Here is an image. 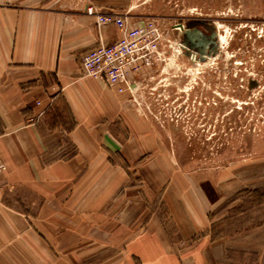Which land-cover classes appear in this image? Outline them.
Returning a JSON list of instances; mask_svg holds the SVG:
<instances>
[{
  "label": "crops",
  "instance_id": "1",
  "mask_svg": "<svg viewBox=\"0 0 264 264\" xmlns=\"http://www.w3.org/2000/svg\"><path fill=\"white\" fill-rule=\"evenodd\" d=\"M46 3L0 0V152L13 184L0 194L1 245L31 264H212L210 197L178 163L148 162L137 103L81 70L116 27ZM142 170L167 177L147 191ZM65 237L76 253L60 262Z\"/></svg>",
  "mask_w": 264,
  "mask_h": 264
},
{
  "label": "rangeland",
  "instance_id": "2",
  "mask_svg": "<svg viewBox=\"0 0 264 264\" xmlns=\"http://www.w3.org/2000/svg\"><path fill=\"white\" fill-rule=\"evenodd\" d=\"M45 1L109 7L127 14L133 25L155 20L158 36L139 35L132 27L120 49L136 54L139 46L154 43L152 37L158 42L138 72L123 65L134 87L120 81V91L131 95L147 120L150 138L142 137V143L151 152L148 162L178 163L210 197V236L218 244L212 264H264V0ZM136 148L145 152L141 143ZM10 172L0 152V194L13 188ZM160 173L159 180L154 171L142 170L147 191L167 177ZM69 243L56 252L60 262L76 253ZM18 259L32 263L0 243L1 264H19Z\"/></svg>",
  "mask_w": 264,
  "mask_h": 264
},
{
  "label": "built area",
  "instance_id": "3",
  "mask_svg": "<svg viewBox=\"0 0 264 264\" xmlns=\"http://www.w3.org/2000/svg\"><path fill=\"white\" fill-rule=\"evenodd\" d=\"M85 11L89 15H95L97 27L104 24H113L118 31V37L111 44H105L99 40L81 54L80 66L83 74L100 79L109 87L117 86L118 91L123 88L120 86V81L125 82L128 88H133L135 83L133 79L125 77L123 65L130 66L132 64L135 66V71L138 72L140 65H142L141 63H149L150 60L147 59L148 53L158 46V42L154 41L155 38L152 37L150 43H154L151 45L144 43L139 46L136 54H132L130 51L122 52L120 49L125 46L132 27L135 28V31H138L139 35L153 31L158 36L160 33L159 26L153 19L145 20L143 22L144 26L138 23L133 25L134 23L128 21L130 17L127 14L98 12L90 5L86 6ZM43 112L44 110H41L37 116L42 115Z\"/></svg>",
  "mask_w": 264,
  "mask_h": 264
}]
</instances>
